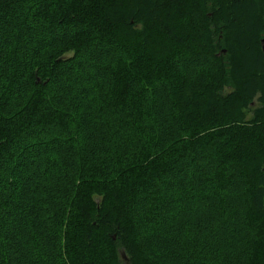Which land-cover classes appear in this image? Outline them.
Masks as SVG:
<instances>
[{"label": "trees", "instance_id": "obj_1", "mask_svg": "<svg viewBox=\"0 0 264 264\" xmlns=\"http://www.w3.org/2000/svg\"><path fill=\"white\" fill-rule=\"evenodd\" d=\"M15 16L18 35L0 46V159L28 171H18V214L28 210L60 245L55 256L48 246L43 264H205L203 250L173 256L168 240L179 227L161 209L193 195L217 229L236 230L235 205L206 206L233 182L245 188L241 220L254 232L241 256L264 264V0H0V25ZM50 29L58 44L36 46ZM19 42L34 46L26 64L15 60ZM92 52L115 60L91 62ZM85 62L106 76L80 93L67 86L81 99L72 108L50 84L60 67ZM19 75L26 88L8 105ZM36 129L45 136L13 155L14 140ZM182 166L194 183L176 196ZM12 174L0 205L13 201ZM148 234L153 244L166 239L153 259L141 245Z\"/></svg>", "mask_w": 264, "mask_h": 264}, {"label": "rangeland", "instance_id": "obj_2", "mask_svg": "<svg viewBox=\"0 0 264 264\" xmlns=\"http://www.w3.org/2000/svg\"><path fill=\"white\" fill-rule=\"evenodd\" d=\"M25 12H22V14ZM21 18L22 17L18 18V16H15L14 18L8 19L7 21L2 20L3 23H1L0 25V46L2 42L3 43H5L6 41L13 42V40H15V38H11L10 35L11 34L18 35L16 29L19 26ZM4 24L6 25V27L4 26ZM43 33L44 36L41 38L39 37V41L35 43V45L37 44L36 46H39L41 48H46L47 46H50L48 44H52V45L56 43L58 44L59 41H57V39L59 38V36L57 35V32L50 29V30H43ZM62 33L65 34L66 32H62ZM15 42H17V40ZM30 48L32 49L34 48V46L27 44V42L23 44L22 43L20 44L19 42L18 50L17 52H14L15 60L18 61L19 58L20 61H23L26 64L28 62V57H29L27 50ZM4 52H5L4 48H0V61L5 56ZM91 54H92L90 56V58H92L91 62L97 61L101 64H104L108 60H112V61L115 60L114 54L113 56H110L112 54H109L108 56H106V54L98 55L95 52H92ZM80 60L81 59H79V61ZM79 61H77V63ZM88 63L90 62L82 63L83 68L80 67L76 68L77 65L75 64L73 65L70 64L69 67L62 66L60 67L61 71H57V73L54 74V78L52 79V84H50V91L55 95L60 94L61 96H63L62 98H64V100L67 102V105L69 107L76 108L74 103L77 102V99L81 100L80 98L77 97L78 94L76 93H80L84 89V87H79V86L85 84L86 82L98 83L101 80H103L104 77L106 76V75L103 76L98 75V70H96L95 72L94 69H87L84 64L88 65ZM17 66H18V62H17ZM5 74L6 73L3 71L2 75H0V90H2L4 81L6 80ZM87 78L90 80H87ZM14 81H15L14 85H12L14 86L12 89V93H8V96L6 98L8 99L7 101L8 105H14V103L18 105V98H19L18 93L19 95H21L23 92H19V91L25 90L26 88L25 86L26 84H24L23 76L19 75L15 77ZM73 82L74 84L72 85ZM67 86L71 88H75V87L78 88V92L75 91L76 97H74V92H72V95L68 92H65ZM0 97H1L0 100L5 101V99H3L1 95ZM9 111H12V109H9ZM163 112L167 119L168 117L167 112L165 110ZM38 132L40 131L36 129L34 132H30L28 135H24V137L16 138L13 144L11 145V149H10L13 155L18 154L19 145L23 146L34 139H42V137L45 136L44 133L40 134ZM90 132L91 130L87 129L85 130L84 133L89 135ZM67 161H69V159H67ZM21 169L22 171H20ZM11 170L13 172L12 174L13 182L12 184H10L11 186L9 187L10 189L8 188L9 189L8 195L9 194L11 195L12 193L14 194V198H13L14 202L9 201L8 205L7 204L0 205V251H1L0 264L2 263L7 264V262L8 264H43L42 261H44L45 259L46 252L50 256V253L47 250L48 246L50 245L49 250L51 251V254L55 256L56 255L55 250L60 248V245L58 241L54 239L52 240L51 234L50 233L47 234L46 229L43 230L44 226L47 227V225L40 226L38 223H36V225L35 223L33 224L32 222L33 218L31 217L30 219L29 218L30 215L28 216V213L27 214L25 213V211L28 210L23 209L19 213V214L22 213L23 215L22 211H24V214L27 217L26 216L21 217L18 214L17 206H18V191H20V178H22L23 176L21 175H23L27 171L26 168L18 165V158L12 160L11 162L10 161L8 162V160L6 159V155L1 157L0 191H3V188L5 187L4 185L5 183H3L4 182L3 180L11 176ZM35 170L36 167L34 164L29 167L30 174ZM18 171L19 174L22 173L20 175L21 177L19 176ZM184 171H185V167L182 166L179 173L175 174L174 181H179V180L182 181V184L179 185L177 188V193L175 194L176 196L178 195V191H180L182 187H184L187 190L189 187H187L186 185H188L189 183L191 184L194 183L193 181L194 178H191L190 180L188 177H187V183L186 181L184 182L185 180V178L183 177V175L185 174ZM58 185H60V188L55 190L65 189V185L63 183H59ZM225 188L228 190L227 192H230V194L227 193L225 195L224 192L222 193L220 192L218 196L215 195L206 196V206L212 205L210 206L212 208H214V206L220 207L228 201L232 206L235 205V207L233 206L234 212L233 211L232 212L234 216H237L235 217L236 224L230 226H232V228L236 226L237 227V228L235 227L236 230L227 229L228 231H226L225 229H223L222 231L220 230V228L217 229L215 219L211 218V212H209L208 217L204 216V211L206 212V209L209 208L203 206L204 208L198 210L197 208L192 207V205H194L196 201L193 195H189L187 197H185V195L183 194L180 195L179 196L180 205L177 206L178 205L177 204L176 205L177 208L175 204L171 202L172 205L170 204L167 208L163 207L161 209V212L165 214L168 220L169 219L172 220L174 218L176 219L174 223L177 222L176 227H179V229H181L182 223L191 220L193 221L189 229L187 228L186 230L181 232H179L178 229V232H176V234H173V236L169 238L168 243L172 248L171 252L174 257L182 258L184 256V253L185 255L188 256L189 253H192L194 251L196 252L199 249L205 251L204 258L203 255H200V257L203 259L199 261V262H203L204 260L205 264H246L245 258L241 256V254L243 253V248L241 246L243 244L246 246V242L249 241L248 238H250V236L254 232L253 230L250 229L251 228L250 226H248L245 222H243V220H241L242 218L241 213L243 212L241 203L243 201V196L241 199H239V196L245 192V188L239 182L238 184H235L233 182L232 185H228ZM5 189L8 190L7 187ZM167 193H169V191H167ZM39 194L40 196L43 195L41 192H39ZM28 196L33 197V195L29 194V192H28ZM2 198H4V196ZM174 207L176 208V210L179 208L178 209L179 211L177 212L176 210H174L175 209ZM233 208L230 207V205H227L228 215H230L229 214L230 209ZM238 208H240V210ZM228 219L229 218L227 217L224 220L228 221ZM237 221H239V223H237ZM165 226H167V224ZM51 229L53 230L56 229V225L55 224L49 225L47 228L48 232H50ZM148 235L149 236L147 237V240L144 241L145 236L143 234L142 238L144 239L141 240V245L142 247L145 246V252H147L149 258H152L151 254L152 253L155 255L158 254V252L162 249L163 243H165L163 241H166V239L161 238L158 241V243L153 244L150 242L151 237H154L153 234H148ZM174 238H178L179 240L172 242ZM240 242H244V243H240ZM194 243L197 245L195 246ZM196 256L197 254L195 255V259H197ZM53 259L54 261H56L55 264H60L59 261L56 260L57 259L56 257H53ZM155 264L157 263L155 262ZM179 264L182 263L180 262Z\"/></svg>", "mask_w": 264, "mask_h": 264}]
</instances>
